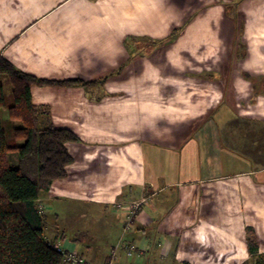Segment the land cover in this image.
<instances>
[{"label": "crops", "instance_id": "1", "mask_svg": "<svg viewBox=\"0 0 264 264\" xmlns=\"http://www.w3.org/2000/svg\"><path fill=\"white\" fill-rule=\"evenodd\" d=\"M0 56L96 83L31 89L81 139L40 200L49 240L93 264H249L251 227L264 255V0H0ZM63 204L96 234L60 227Z\"/></svg>", "mask_w": 264, "mask_h": 264}, {"label": "trees", "instance_id": "2", "mask_svg": "<svg viewBox=\"0 0 264 264\" xmlns=\"http://www.w3.org/2000/svg\"><path fill=\"white\" fill-rule=\"evenodd\" d=\"M94 84L41 79L0 56V264H66L57 243L47 238V215L40 200L55 181L68 176L74 158L67 144L81 139L57 127L50 107L33 102L31 89ZM12 154L17 156L14 165ZM247 234L252 264H264L255 230L249 227Z\"/></svg>", "mask_w": 264, "mask_h": 264}, {"label": "rangeland", "instance_id": "3", "mask_svg": "<svg viewBox=\"0 0 264 264\" xmlns=\"http://www.w3.org/2000/svg\"><path fill=\"white\" fill-rule=\"evenodd\" d=\"M11 156H13V159H15L16 155L15 154H12ZM61 212H63V222L62 221H59L58 222V225L60 227L64 226V224L66 223V219L68 220V218H74L72 220V224L75 226V227H84V228H87V224H91L93 226V233L96 234L95 232V229L98 227L97 224L99 223L101 217L99 216L98 219H95L97 216H92L93 214H90V213H84L86 210H83L82 208H71V207H65V205L63 204V207H61V205H59L57 207ZM93 211V210H92ZM91 213H95V211H93ZM70 213H77V215H71L70 217L67 215V214H70ZM65 214V215H64ZM53 211H51V209L49 210L48 212V216H47V223H48V226L50 228H53L56 226L55 224V220H53ZM70 218V219H71ZM99 220V221H98ZM64 223V224H63ZM249 264H252V262H250Z\"/></svg>", "mask_w": 264, "mask_h": 264}, {"label": "built area", "instance_id": "4", "mask_svg": "<svg viewBox=\"0 0 264 264\" xmlns=\"http://www.w3.org/2000/svg\"><path fill=\"white\" fill-rule=\"evenodd\" d=\"M143 204V201L140 202H134L132 203L130 209L128 211H125V231H128L131 229V226L133 224L134 217L137 213V211L140 209L141 205ZM58 250L62 251L64 253V262L66 264H93L89 260H87L85 257L81 256L80 254L69 251L64 249L61 245H56ZM137 249L136 244H131L129 246V253L133 254L134 251Z\"/></svg>", "mask_w": 264, "mask_h": 264}]
</instances>
